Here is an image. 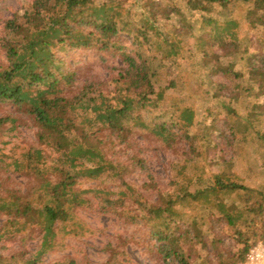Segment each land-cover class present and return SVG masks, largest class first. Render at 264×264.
<instances>
[{"label":"trees","instance_id":"obj_1","mask_svg":"<svg viewBox=\"0 0 264 264\" xmlns=\"http://www.w3.org/2000/svg\"><path fill=\"white\" fill-rule=\"evenodd\" d=\"M231 1L186 0L184 12L146 0L148 14L131 15L120 0H31L0 19V103L36 128L21 157L0 147V264H49L43 257L63 235L81 233L80 209L144 227L147 250L172 264H235L264 237V181L249 184L234 170L236 155L254 144L262 171L248 175L264 172V37L238 32ZM237 1L248 3L244 24L261 27L264 0ZM158 14L188 21L163 32ZM78 49L94 51L107 77L79 79L66 61ZM189 59L196 74L181 69ZM184 76L188 103L173 93ZM201 121L209 131L197 135ZM16 122L1 115L0 135ZM136 137L174 154L166 188ZM218 143L227 154L215 152ZM5 172L34 184L22 193ZM33 236V250H9ZM127 242L104 244L99 264H130Z\"/></svg>","mask_w":264,"mask_h":264},{"label":"rangeland","instance_id":"obj_2","mask_svg":"<svg viewBox=\"0 0 264 264\" xmlns=\"http://www.w3.org/2000/svg\"><path fill=\"white\" fill-rule=\"evenodd\" d=\"M30 1L31 0H0V19L11 16L12 13L19 8L27 6ZM120 1L122 4V11L129 9L128 11L131 13V15L136 12L141 13L142 11H144L145 14H148L145 9L147 7V3L145 2L146 0ZM152 1L159 2V0ZM167 3H174L184 12L186 10V0H167ZM247 5L248 3L245 4L237 0H232L229 4V12H231L230 16H233L240 21L238 32L243 35L248 31L250 36L257 37L259 35L258 31L261 30V35L264 37V16L262 17L263 24L261 27L254 26L253 28L249 29L248 26L244 24L243 15ZM157 16V25L161 28V30H163V32L167 31L169 27H172L173 29H176V32H179L178 27H180L181 21H188L186 15L182 17L171 15L169 21L163 19L159 14ZM192 30L195 32L197 27H193ZM192 41L193 37L189 35V42L192 43ZM106 57L108 59V63L110 64L116 65L119 63V60L111 59V57L107 55ZM67 58V64L72 69L77 71L79 79L85 76H91L93 78L95 77L103 80L107 77V73L102 61L94 51H84L81 49L74 50L70 52ZM190 63V59L186 64L182 61L181 69H184V67L187 65L189 67L188 71H193L192 73L196 74L195 67L189 66ZM173 93L176 96L178 95L180 100L188 103V100L193 94V90L189 86L188 80L185 78V76L183 81L178 83V86ZM239 96L241 107L245 105L246 98H244L245 96L243 95V92L240 94V91ZM200 102L201 100L195 102L194 105H200ZM8 114H14L17 117V126L13 130H4V134L0 135V147L2 148L3 152L7 153L8 155L21 157L22 153L25 152L30 145L36 144V128L32 125L30 118H28L25 114L18 112V110H16L13 105L9 103H0V116ZM5 127L8 126L6 125ZM192 130L197 135H201L203 133L206 134L209 131V127L207 123H203L201 121L197 126L193 127ZM136 138L139 140L141 145L144 147L148 146L144 155L148 160L150 168L160 183L161 188H166L169 179V166L172 164H170V162L175 159L174 154L170 151H164V147L160 146L156 141L154 142V137H150L145 141L139 137ZM245 147H247L245 148V152H240L236 155V164L234 170L241 176L245 177L249 184L254 185L261 183L264 181V172H260L259 175L254 177H250V175H248L253 171H262L260 167L258 168V148L254 144ZM223 150H228V148L224 144L218 143L215 152L219 154H227L226 152H221ZM262 151H264V149H262ZM217 169V165H213L209 171L212 172L216 171ZM9 175V172H5L2 174V177ZM131 178L137 182H141L143 179L142 176L138 174H135ZM31 181L29 182L28 178L19 176L17 174H11L8 186H10V188L19 189L20 192L23 193L29 188L30 185L32 186L34 184V182ZM191 208L192 209H189V214L191 210V214L194 213L195 206L193 205ZM77 219L80 221L81 233L63 235L64 237L60 238L62 243L58 245L60 248H55L54 250L47 253L46 257H43L45 262H48L49 264H56L57 262L62 261V264H66L69 262L68 260L70 257H72L76 260L77 264H99L107 259V252L103 250V245L108 242L116 241V238L118 237H122L128 240L125 246V251L130 260V264H172L170 262H165L156 253H152L147 250L149 241L144 227L132 225L124 219H118L112 213H100L87 209H80L77 213ZM1 221L2 218H0V224ZM36 243L37 238L35 237L33 239H31V237H27V239L23 241L17 237L8 247L10 251H13L14 249L20 251L23 246L33 250Z\"/></svg>","mask_w":264,"mask_h":264},{"label":"built area","instance_id":"obj_3","mask_svg":"<svg viewBox=\"0 0 264 264\" xmlns=\"http://www.w3.org/2000/svg\"><path fill=\"white\" fill-rule=\"evenodd\" d=\"M235 264H264V237L251 245L244 258Z\"/></svg>","mask_w":264,"mask_h":264},{"label":"crops","instance_id":"obj_4","mask_svg":"<svg viewBox=\"0 0 264 264\" xmlns=\"http://www.w3.org/2000/svg\"><path fill=\"white\" fill-rule=\"evenodd\" d=\"M258 184V183H257Z\"/></svg>","mask_w":264,"mask_h":264}]
</instances>
